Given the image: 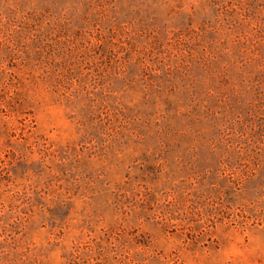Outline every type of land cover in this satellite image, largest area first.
<instances>
[{
    "label": "rangeland",
    "instance_id": "rangeland-1",
    "mask_svg": "<svg viewBox=\"0 0 264 264\" xmlns=\"http://www.w3.org/2000/svg\"><path fill=\"white\" fill-rule=\"evenodd\" d=\"M0 264H264V0H0Z\"/></svg>",
    "mask_w": 264,
    "mask_h": 264
}]
</instances>
